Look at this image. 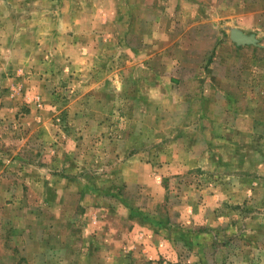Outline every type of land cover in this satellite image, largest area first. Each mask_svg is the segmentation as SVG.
Here are the masks:
<instances>
[{"label":"rangeland","instance_id":"obj_1","mask_svg":"<svg viewBox=\"0 0 264 264\" xmlns=\"http://www.w3.org/2000/svg\"><path fill=\"white\" fill-rule=\"evenodd\" d=\"M0 264H264V0H0Z\"/></svg>","mask_w":264,"mask_h":264},{"label":"water","instance_id":"obj_2","mask_svg":"<svg viewBox=\"0 0 264 264\" xmlns=\"http://www.w3.org/2000/svg\"><path fill=\"white\" fill-rule=\"evenodd\" d=\"M232 38L237 43H245V44H247V43L251 42V38L243 37L239 32H236V31L232 32Z\"/></svg>","mask_w":264,"mask_h":264}]
</instances>
